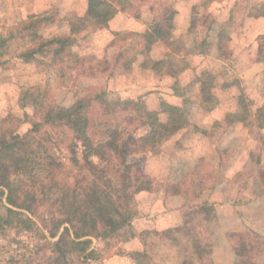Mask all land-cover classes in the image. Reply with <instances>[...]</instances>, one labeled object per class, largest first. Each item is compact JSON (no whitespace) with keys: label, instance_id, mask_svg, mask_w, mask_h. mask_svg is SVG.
I'll return each mask as SVG.
<instances>
[{"label":"rangeland","instance_id":"1","mask_svg":"<svg viewBox=\"0 0 264 264\" xmlns=\"http://www.w3.org/2000/svg\"><path fill=\"white\" fill-rule=\"evenodd\" d=\"M193 1L190 13L182 0H127L97 28L78 14L80 0H0V136L30 132L32 157L76 171L69 159L82 143L46 117L81 99L87 133L123 142L114 156L151 181L130 221L110 237L77 239L68 264H264V125L225 118L245 102L252 114L264 106V0ZM201 41L209 51L195 53ZM161 59L169 71L157 74ZM162 102L179 109L178 129L145 146L150 112L167 132ZM36 172L23 176L38 195L35 225L0 230V264H49L56 190Z\"/></svg>","mask_w":264,"mask_h":264},{"label":"trees","instance_id":"2","mask_svg":"<svg viewBox=\"0 0 264 264\" xmlns=\"http://www.w3.org/2000/svg\"><path fill=\"white\" fill-rule=\"evenodd\" d=\"M126 1L87 0L85 19H90L97 28L105 27L118 11L125 9ZM206 50L209 51L206 41H201L200 46L195 48V53H204ZM33 53L34 49H27L21 51L19 56L27 61ZM163 67L165 72L169 71L162 59L155 61L151 66L157 74L164 72ZM82 103L83 101L79 99L65 108L51 107L46 117V121L52 124H65L74 140L82 143L83 155L79 156L77 151L72 149V156L69 159V164L73 165L76 171L61 174L58 170L62 168L60 165L64 162L55 156L44 159L40 156L32 157V149L29 147V140L32 138L30 132L24 135L4 133L0 136V196H5L6 201L0 230L19 227L32 229L35 225L33 206L38 195L34 190L28 191L24 188L23 176L33 178L38 174L36 170L49 172V189L56 190L54 196L49 199L52 205L49 215L51 216L50 236L44 243L51 247L49 264H68L66 254H69L71 244L73 245L77 239L87 236L110 237L135 215L134 195L151 186V181L143 174L136 162L128 163L123 156H119L120 159L114 156L113 151L124 148L123 142L119 143L114 138L93 139L87 133L89 120L82 114L84 108L81 107ZM178 111L179 109L173 105L161 103L160 112L169 114L167 132L164 133L158 129L156 123L159 111L150 112L149 132L141 141L142 144L154 147L170 132L177 130L175 115ZM251 116L262 127L264 106H257L252 114L249 105L245 102L240 110L225 113V118L231 123L248 122ZM39 123L35 122L33 126L36 127ZM92 156L97 157L98 160L94 161ZM85 166L89 168L88 173H84ZM52 214H56V217ZM59 228L61 231L58 237L54 240L49 238L55 237ZM243 254L244 249L240 251L236 245V259Z\"/></svg>","mask_w":264,"mask_h":264},{"label":"crops","instance_id":"3","mask_svg":"<svg viewBox=\"0 0 264 264\" xmlns=\"http://www.w3.org/2000/svg\"><path fill=\"white\" fill-rule=\"evenodd\" d=\"M81 4L78 6L80 8V13L79 15H82L86 10H87V4L85 5L84 0H80ZM195 2L193 0H182V2L179 5L186 6L189 12L191 13V7L194 5ZM47 6L44 5L43 8H46ZM85 10V11H84ZM122 11H118V14H120ZM117 16V15H116Z\"/></svg>","mask_w":264,"mask_h":264}]
</instances>
